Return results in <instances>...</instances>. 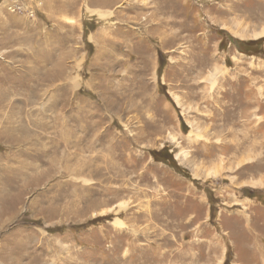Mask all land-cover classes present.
<instances>
[{
	"label": "rangeland",
	"instance_id": "rangeland-1",
	"mask_svg": "<svg viewBox=\"0 0 264 264\" xmlns=\"http://www.w3.org/2000/svg\"><path fill=\"white\" fill-rule=\"evenodd\" d=\"M263 30L264 0H0V264H264Z\"/></svg>",
	"mask_w": 264,
	"mask_h": 264
},
{
	"label": "bare ground",
	"instance_id": "bare-ground-1",
	"mask_svg": "<svg viewBox=\"0 0 264 264\" xmlns=\"http://www.w3.org/2000/svg\"><path fill=\"white\" fill-rule=\"evenodd\" d=\"M247 32V31H246ZM244 33V32H243ZM264 36V30L262 32L259 33H255L252 35V39L254 40H259L260 38H262ZM25 181V180H24ZM224 260V259H223ZM223 263V261L221 262V264Z\"/></svg>",
	"mask_w": 264,
	"mask_h": 264
}]
</instances>
